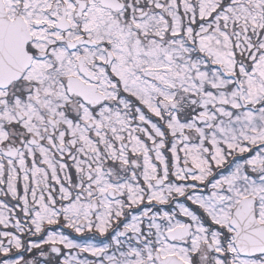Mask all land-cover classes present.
<instances>
[{
	"label": "snow or ice",
	"instance_id": "snow-or-ice-1",
	"mask_svg": "<svg viewBox=\"0 0 264 264\" xmlns=\"http://www.w3.org/2000/svg\"><path fill=\"white\" fill-rule=\"evenodd\" d=\"M0 264H264V0H0Z\"/></svg>",
	"mask_w": 264,
	"mask_h": 264
}]
</instances>
